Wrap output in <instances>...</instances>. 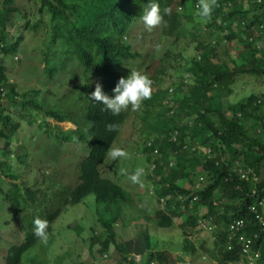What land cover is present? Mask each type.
Segmentation results:
<instances>
[{
	"label": "trees",
	"instance_id": "1",
	"mask_svg": "<svg viewBox=\"0 0 264 264\" xmlns=\"http://www.w3.org/2000/svg\"><path fill=\"white\" fill-rule=\"evenodd\" d=\"M227 1L234 9L223 15L220 9ZM239 1L217 0L219 10L215 7L208 21L219 12L225 26L205 25L206 37L211 40L216 33V44L223 47L197 44L206 52L187 70L193 85L186 92L177 91L173 125L179 124L173 128L153 117V107L164 94L167 68L162 63L151 76L143 72L153 81L155 92L138 112L129 109L113 116L90 99L96 83L111 96L120 78L142 72L133 34L143 23L140 17L149 0H0V230L14 226L21 238L0 240V262L26 264L25 258L40 242L34 236V220H47L51 235L61 209L93 196L108 215H99L101 232L90 230V241L98 244L102 256H92L89 264H105L104 260L138 264L137 256L142 257L141 264H175L169 255L153 251L148 225L169 229L178 220L185 229L203 224L214 230L216 251L211 256L219 264H246L242 245L229 240V226L243 221V234L259 253L255 264H264V94L236 104L229 101L238 78H264V28L260 29L264 4L248 2L250 12H242ZM156 2L163 16L159 25L163 35L181 33L184 22H193L178 12L179 0ZM29 32L38 40L41 74L48 84L44 91H25L13 81V66L8 64L18 62L14 59L19 55L26 57ZM232 43L238 47L237 55L228 58L224 46ZM129 111L140 120L142 138L153 140L149 146L147 140L140 143L142 155L158 151L166 161L172 153L175 160L172 170L157 164L150 187L136 197L100 173L111 141L129 121ZM62 124L74 129L65 131ZM109 124L115 125L114 131L107 129ZM176 128L179 139L173 143L169 134ZM71 146L80 147V159L71 158ZM45 165L47 173L41 169ZM71 168L76 171L69 184ZM151 201L153 215H149ZM128 221L139 223L125 231ZM185 244L184 252L196 253L188 240ZM104 253L107 257L102 259Z\"/></svg>",
	"mask_w": 264,
	"mask_h": 264
},
{
	"label": "rangeland",
	"instance_id": "2",
	"mask_svg": "<svg viewBox=\"0 0 264 264\" xmlns=\"http://www.w3.org/2000/svg\"><path fill=\"white\" fill-rule=\"evenodd\" d=\"M241 2V3H240ZM245 0H240L238 2V5L242 9V12L248 11L249 6L246 5ZM31 5L27 4L25 8L28 10ZM192 4H179L177 7V10H181V14H186L192 18L191 23H183V29L181 33L183 34L179 40H177L175 46L172 50L171 59L168 60L166 63L168 67L174 66L178 70L179 67H183L188 69L190 66V63L192 62V57L197 51L196 45L198 43L205 44L207 40L209 41H218L219 36L216 33H213L214 38L213 39H207L205 36L198 37L197 32L198 27L202 28V31L206 28L204 25L207 20H202L198 15L197 11L191 9ZM234 6L232 5V8H229V10H233ZM180 12V11H179ZM250 12V11H248ZM215 13V12H213ZM29 14L32 16L34 14H37L36 12L29 11ZM216 14H219V12H216ZM35 16V15H34ZM37 16V15H36ZM157 30V31H156ZM143 31H146V34H142ZM135 38L137 40L136 46H138L143 53H149L153 56V64L151 67L155 66L157 64L158 58L162 59L164 57V54L166 50L170 47L171 41H161V43H158V35L160 36V30L154 29L152 31H147L144 27L143 23L137 24L135 30H134ZM40 33V31L38 32ZM206 34H209L207 32ZM32 32H29L25 36V49H26V57L25 55H19L15 57L14 60L15 63H13L12 60L8 61L9 65L13 66V74L12 77L13 81H16L19 86L24 87L25 91L32 90L35 88L36 91H44L46 88H48L47 79L45 74H41L42 69V63H41V56L39 48L36 46L38 41ZM41 34H39L40 36ZM200 35V34H199ZM34 37V39H32ZM174 38V37H172ZM174 43V42H173ZM223 47L219 46L218 50ZM35 48V49H34ZM37 48V49H36ZM227 57L235 58L237 55V49L238 47L236 44H228L227 46H224ZM237 48V49H236ZM180 51V52H178ZM228 60V59H225ZM167 61V60H166ZM149 67V68H151ZM154 72V68L151 70V73ZM181 76L187 75V72H181ZM180 76V77H181ZM11 77V78H12ZM176 74L172 73L171 77L167 79L169 83L176 81ZM193 78L189 80V86H192L193 84ZM233 97L229 99V101L232 104H236L240 101L247 100L250 96H256L257 98H260L262 94H264V78L261 79H254L249 76H242L238 78L235 85L233 86ZM61 128L63 130H72L74 129L73 126L70 124H62ZM37 129H34V133H37ZM19 135V136H18ZM17 136L20 137V134ZM134 135V136H133ZM121 137L122 141L115 142V147L111 148H128L130 149L131 155L128 156L130 160H133L135 158L134 148L131 144V139L135 142H141L143 141L142 136L138 135L136 133V125L133 123V117L129 118V121L125 125V127L121 131ZM130 138L129 142H126ZM71 150V158L73 160H78L83 155L82 150L80 147H70ZM32 151L36 152V150ZM137 155V154H136ZM138 158V155H137ZM170 158V157H168ZM171 159H174V156H172ZM127 158H119L116 161H113L111 157L109 156L108 162L105 166L104 176L112 179L117 180L120 176V170L115 171L114 165L121 164L124 161H126ZM143 160V159H138ZM173 161V160H171ZM123 167V166H122ZM139 167H142L145 169V173L150 171L148 169V165L145 163L140 165ZM138 167V168H139ZM48 168L47 165L45 167H41L42 170H46ZM49 170H46V173ZM75 168H71L68 172V180L69 184L72 183L75 179ZM131 171V170H130ZM144 173V174H145ZM143 174V175H144ZM25 175L30 176L31 180L35 178V176L29 172H26ZM65 180V179H64ZM63 180V181H64ZM201 181V180H200ZM66 183V182H63ZM118 183V182H117ZM197 181L195 183L198 184ZM183 182L180 180L179 185H182ZM125 188H128L134 197H136V194L141 189H146L147 185L144 181V178L142 177L141 183L137 185H132L131 180L127 177V179L124 181ZM188 184L185 185L186 188H188ZM135 201V199H134ZM137 205V203H135ZM155 203L154 201L148 202V208H149V215H153L154 212ZM201 213L200 215L204 214V209H201L199 211ZM99 215H108L107 211L104 206H98L94 202L93 196H88L85 198L80 204L68 207L66 208L59 218L52 224L51 228L53 229V232L55 235L52 237L50 241H47V243H41L37 246L36 249L29 252L30 257L29 258H36L34 260V264H38V259L40 263L46 262L47 264H55V262L61 257L62 259L60 261H64L65 264L70 263L71 261H74L76 264H89L90 258L92 256H96L100 258L102 256V253L99 250L98 244L96 242L90 241L92 237V232L90 231L93 229L95 232H101V226L97 223V220L100 219ZM139 221H128L127 225L125 227V231L134 227ZM141 224H144L143 222ZM74 227L79 231V233H76ZM90 229V230H89ZM148 231L151 236L152 240V248L153 251L156 252H163L167 255H169L175 264H219L212 256V252L216 251V242L214 237V230H209V228H206L205 225L201 224L198 228L194 229H185L181 225L180 221L178 220L174 222V225L169 229H161L157 226L156 223H150L148 225ZM16 232V233H15ZM17 228L14 226H11L4 231L0 230V240H9L12 241L13 237H18L19 241L21 240L19 234L17 233ZM189 235L190 237L186 239V236ZM188 240L190 244L195 248L196 253L190 254L188 252H184L183 249H186L185 242ZM49 242V244H48ZM40 246L43 247V250H40ZM48 246V249L46 251V254L43 253L44 249ZM103 255H106L104 253ZM111 257H114V254L111 255ZM29 258H25L24 262L26 264H29L30 260ZM103 258V257H102ZM102 260V259H101ZM59 261V262H60ZM146 261V259H145ZM105 264H118L114 260H104ZM2 264V261L0 262ZM240 264H245L244 262H241Z\"/></svg>",
	"mask_w": 264,
	"mask_h": 264
},
{
	"label": "clouds",
	"instance_id": "3",
	"mask_svg": "<svg viewBox=\"0 0 264 264\" xmlns=\"http://www.w3.org/2000/svg\"><path fill=\"white\" fill-rule=\"evenodd\" d=\"M190 1H191L190 4H192L191 9L197 11V15L202 20H207V22L204 25L207 26L208 24L215 23L220 27L225 26V22H223L222 18L220 17L222 15L219 16V14L217 15L218 17L216 16V17L212 18L211 19L212 21L211 20L208 21V19L211 18L215 7L219 10V5L217 4V0H190ZM179 2L181 4L180 0H179ZM248 2H251V1L245 0L244 3L246 5H248ZM229 8H232V3L227 1L224 4V8L220 9V10L222 11V13L224 15V14H228L232 11V10H229ZM167 11L168 10L165 9V14H167ZM179 11L178 12L181 13L180 9H179ZM140 19L142 20L143 25L147 31H152L154 29L159 28V30H160V36L158 35V43L159 44L161 43V41H168V40L171 41V43L169 44L170 47L166 50L164 57L162 59L158 58L157 64L155 66L151 67L153 62H154L153 56L149 53L141 52L142 59L139 61L141 63V70H142L141 73L138 71H132V72H130V74L126 78H123V77L120 78L118 83L116 84V86L112 89L113 95H111V96L104 92L102 84L96 83L95 90L91 93L90 99L92 101L98 103V104L103 105V108L101 109V111H108L113 116H117L121 112L127 111L129 109H131L132 111L138 112L140 110V108L142 107L143 102L149 100L151 98L152 93L154 94V92H155V90L153 92V89H155V85H154L153 81L148 76H151V74L153 73V72L151 73V70L153 68H154V71H156V73H157L156 67L162 63L167 68V75L165 76L164 83H163L164 94H163V96H161V97H163L161 99V101L158 102V104H156L153 107L154 108L153 117H154V120H156L160 123H165V124L170 123L169 126L174 128L179 124V121H178L176 124L173 125L174 113L177 109V102L176 101L179 100V98L177 97V91L181 90V91L186 92V89L189 86V80L191 78H193V76L189 72H187V70L190 68V66L188 69L183 68V67H179L180 70H178L174 66H170V68H169L166 63L168 62L169 59H171V55H172L171 47L173 48V46H175L177 40H179V38H181L183 34L182 33H175L171 36L163 35V33L160 29V26H159L163 20V16L161 15V9L159 7V4L156 2V0H149L148 5L146 7H144L142 10V15H141ZM242 26H243V24H242ZM183 27L184 26L182 25V28ZM199 28H200V30H197V32L200 35L197 34V36L198 37H200V36L206 37V33H207L206 28L203 31H202L201 27H199ZM146 33H147L146 31L143 32V34H146ZM172 37H174V38H172ZM223 43H225V42H223ZM204 45H211L213 48H218V46H219L214 41L206 42ZM196 48H197V51L191 60H192V62L194 61V62L200 63L202 60V57L206 51L200 49L199 45H196ZM178 52H180V51H178ZM149 67H151V68H149ZM146 68H148V69L145 70ZM145 71H147L148 76L143 73ZM181 72H187L188 74L181 76L182 75ZM172 73H175L177 78H176L175 82H172L170 84L167 79H169L171 77ZM192 80L194 83V78ZM136 116L137 115L135 113L129 111L128 119L130 117H133V123L136 125V133L141 136V134H139L140 133V120ZM107 129L109 131H114L115 125L109 124L107 126ZM169 135L171 136V140L173 141V143L178 142L179 132H178L177 128L171 130V133ZM73 139L75 140L76 138L73 137ZM142 139H143V141L147 140L148 143L146 144V146H149L151 143H153L152 139H147V138H142ZM129 140H130V138L126 142H129ZM117 141H122L121 135H118L114 141H111V145L107 150L106 157H105V160L103 162V166L101 167L102 169H101L100 173H101L102 178L108 179L115 184H119L130 194L132 192L128 188H125L123 186L124 181L127 179V177L131 180L132 185H137V184L141 183L142 177H143L144 181L147 185L146 189H148L150 187V184H151L150 178L152 176V173L154 171H156L157 164L164 165L165 166L164 171L172 170L175 168V160L171 159L173 156L172 153L168 154V157H170V158L167 157L166 161L161 158V154L158 153V151H154L150 155L143 156L142 153L140 152V149H139V145L143 141L137 143L131 139V144L133 145V148H134V153H135L134 157L135 158H133V160H130L128 158V156H132L130 149H128V148L111 149V148L115 147V142H117ZM136 154L138 155V158H137ZM109 156L111 157V159L113 161H116L119 158H127V160L124 161V164L122 162L121 164L118 163V164L114 165L115 171H119V170L121 171L120 176L117 180H112V179H109V178L104 176L105 166L108 162ZM138 159H143V160H138ZM144 160H145V163L148 165V169L150 170L146 173H145L144 168L139 167L140 165L144 164ZM171 160H173V161H171ZM146 189H141V190H146ZM78 204H80V203H75L73 205H66L63 209L60 210L56 220L59 218L61 213L66 208L73 207V206H76ZM98 206H100V205H98ZM33 225H34V236L38 240H40V242L32 250L36 249L37 246L39 244H41L42 242L47 243V241H50L51 239H53L52 237L55 235L52 228H51L52 233H51V235H49V233H48L49 223L47 220L36 218L33 222ZM74 229H75L76 233H79L80 230L76 229L75 227H74ZM209 230H210V228H209ZM48 244H49V242H48ZM47 249H48V246L44 249V251H43L44 254H46ZM40 250L41 251L43 250L42 246H40ZM106 257H107L106 255L103 256V258H106ZM137 257L140 258V262L138 264H141L142 257H140V256H137ZM32 259L36 260V258H34V257ZM61 259L62 258L60 257L55 262V264L61 263L63 261V260L60 261ZM38 262H39L38 264H41L39 259H38ZM3 263H4V261L2 259V264ZM42 264H47V263L42 262Z\"/></svg>",
	"mask_w": 264,
	"mask_h": 264
},
{
	"label": "built area",
	"instance_id": "4",
	"mask_svg": "<svg viewBox=\"0 0 264 264\" xmlns=\"http://www.w3.org/2000/svg\"><path fill=\"white\" fill-rule=\"evenodd\" d=\"M252 3L256 4L257 6H261L264 4V0H250ZM264 21V19H263ZM264 28V23L263 25L260 26V29ZM257 48H260V46H257ZM263 52H264V48ZM243 178V175L241 172H239ZM253 212H256L255 209H252ZM262 228H264V222H262L261 224ZM243 230H244V222L243 221H238L235 222L233 224H231L229 226V240H237L241 245H242V249H241V253L243 258L246 260V264H255L256 261L259 258V253L253 251V240L251 238H247L244 234H243ZM256 238V237H255ZM135 261L137 263L140 262V258L137 257L135 259Z\"/></svg>",
	"mask_w": 264,
	"mask_h": 264
}]
</instances>
